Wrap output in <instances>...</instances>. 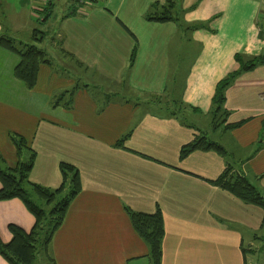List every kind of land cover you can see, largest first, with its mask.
<instances>
[{"label":"crops","instance_id":"obj_1","mask_svg":"<svg viewBox=\"0 0 264 264\" xmlns=\"http://www.w3.org/2000/svg\"><path fill=\"white\" fill-rule=\"evenodd\" d=\"M45 1L47 6H37ZM58 1L33 0L25 11L40 22V11L48 8L47 22ZM168 1L175 0L65 6L55 18L61 25L54 45L77 71L59 70L53 60L57 48L52 53L43 40L36 44L50 62L40 65L33 89L14 75L19 57L0 46V165L18 164L10 137L16 133L36 152L32 182L58 188L62 162L80 174L81 190L51 241L52 264H152L127 208L154 213L158 207L165 225L161 264L255 262L249 257L256 254L255 242L264 240V209L212 181L230 168L264 195V63L232 80L224 103L227 122L211 125L221 132L216 142L226 154L197 150L181 159L180 150L204 134L198 120L211 117L217 85L240 69L236 56H264V0H182L178 25L194 48L184 71L185 60H170L168 54L169 29L176 21L146 19L155 4ZM2 29L0 21L5 35ZM12 30L14 35L6 36L24 42ZM33 32L24 43L33 42ZM75 86L71 108L53 104ZM165 95L166 105L143 99ZM172 100L190 121L168 114ZM238 122L244 123L225 129ZM10 224L27 231L35 224L19 198L0 201L5 243L12 238ZM0 264L11 263L0 253Z\"/></svg>","mask_w":264,"mask_h":264},{"label":"trees","instance_id":"obj_2","mask_svg":"<svg viewBox=\"0 0 264 264\" xmlns=\"http://www.w3.org/2000/svg\"><path fill=\"white\" fill-rule=\"evenodd\" d=\"M89 2L93 3L95 0H89ZM174 2L168 1L164 5L155 4L146 14V19L158 22H177L179 19L173 13V9L176 7ZM46 10L49 12L48 8ZM46 19L47 17H44L43 20H39L40 22H44ZM45 34L46 32L36 29L33 32V39L35 41H42ZM0 46L18 55L19 63L14 70V75L27 89H33L37 84L40 65L50 62L46 52L36 44L19 42L6 35H0ZM236 59L240 63V69L230 73L219 82L213 98L210 116L222 118L220 123L215 124L216 126L224 125L227 122L229 112L225 109L224 103L226 100V90L232 80L238 74L264 63V56L243 60L241 56L237 55ZM77 89L78 87L75 86L72 89L64 91L55 99L53 104L60 105L63 102L66 108H71ZM174 101H171V108H166L169 111L168 114L173 115L179 120L185 119V109L178 105L179 102ZM214 118L213 120L215 121ZM242 123L244 122L228 124L225 126V129L238 127ZM129 136L130 132L124 135L118 144H123ZM10 137L16 147L19 160L14 168L0 165V201L13 198L21 199L35 217V224L29 231L24 230L16 224H10L9 231L12 234V238L6 243L0 239V253L11 264H35L37 251L39 250L36 245L38 243L41 244V249L44 247L46 255L53 262L54 260L49 254L51 241L55 231L62 225L72 200L81 190L79 170L70 163L62 162L60 167L63 174V183L58 188H48L34 183L30 180L29 175L36 160L35 150L28 146L23 136L12 133ZM197 150H213L223 155L226 154V149L219 142L209 139L204 134H200L191 142L182 146L180 158L184 159ZM212 183L231 192L243 202L257 205L264 209L263 193L248 178L231 174L230 168H227ZM32 193L40 197L48 207L51 205L50 211L40 207L35 200L31 199ZM127 211L133 227L149 246L151 263L161 264L163 256L162 243L165 236L164 217L161 208L158 207L154 213L137 212L129 208H127Z\"/></svg>","mask_w":264,"mask_h":264},{"label":"rangeland","instance_id":"obj_3","mask_svg":"<svg viewBox=\"0 0 264 264\" xmlns=\"http://www.w3.org/2000/svg\"><path fill=\"white\" fill-rule=\"evenodd\" d=\"M102 1L103 0H97V3H101ZM182 2H183L182 0H175L174 2L176 7L175 9H173V13L178 18L180 16L179 12L181 11V8H183ZM32 4H33V0H0V21L3 27L1 33L5 35L7 34L9 36L14 35L12 34L11 31H13L12 29L16 28L22 35L20 39H22V41L24 42H28V41L30 42L29 33H31V36H32V32L34 29H39V30L46 32L47 36L44 35L43 40L45 41H44V44L42 45H45V47L49 49L52 53L53 52L55 53V49L57 48L58 50L57 53L59 57L56 59H53L56 67L59 70L62 69L63 71L75 73L77 70L75 69L73 70V68L71 67L72 66L71 60L67 58L63 54L62 51H60L61 49L60 46L56 47L54 45V41L57 37V33L59 32V28L61 25L60 19L59 20L57 19L58 21H55V18L62 15V13L64 12L63 9L65 8V6L70 7L74 4H77V6L80 9L81 7L84 8L85 4L80 6L79 0H60L57 2V6H56V9H54V14L52 18L47 22H39L38 19L31 18L27 15V14H30V11L29 13H27L25 10L26 8L31 9ZM40 4L37 3V6L39 8H43L47 6L46 1ZM88 4H91V3H88ZM46 9H44L43 11H40L42 15L41 20H43V18L46 17L47 15L48 10ZM15 12H18L19 14L14 15ZM178 24H179V21H177V23L175 22V25H173L174 27L169 29L170 33L172 32V35H170L168 54H169L170 60H183V61L185 60L182 66L183 68L181 69V71L182 70L184 71V68H185L184 64L186 60H190L191 56L193 55L192 52L194 48L188 45L186 41L187 32H184L182 27ZM161 38H164L163 31H161ZM42 41L33 40L31 44H36ZM58 45H59V42H58ZM158 60H162V58ZM143 99L145 103L153 102L154 104H161V105L162 104L166 105L169 103L168 95H165L163 97L153 96L150 98L147 97V99L146 98H143ZM213 118L214 117H209L208 119H199L198 121H200L201 124L205 125L204 127H201L202 132L206 134L209 139L216 141V139L219 138V134L221 132L219 131V129L214 130L211 125L213 123L214 124L220 123L222 121V118H214L215 121L213 120ZM185 120L190 121L189 118L186 116H185ZM31 199L35 200L40 207L45 208V210L47 211L48 210L50 211L51 205L48 207L45 204V202L42 201V199H40V197H38L36 194L32 193ZM36 245L39 250L37 251L38 254L35 259V264H52L50 261V258L46 255L44 247L43 249H41L42 248L41 244L37 243ZM254 245L255 247H254L253 252L256 254L254 256H250L249 260H252V258H255V262L254 263L250 262L249 264H264L263 263L264 262V240L256 241ZM260 251H261V256H258L259 255L258 252Z\"/></svg>","mask_w":264,"mask_h":264},{"label":"built area","instance_id":"obj_4","mask_svg":"<svg viewBox=\"0 0 264 264\" xmlns=\"http://www.w3.org/2000/svg\"><path fill=\"white\" fill-rule=\"evenodd\" d=\"M88 3H90L89 0H79V5L80 6L83 5V4L87 5ZM81 8H80V10H81Z\"/></svg>","mask_w":264,"mask_h":264}]
</instances>
